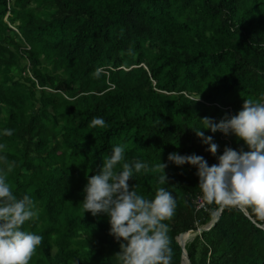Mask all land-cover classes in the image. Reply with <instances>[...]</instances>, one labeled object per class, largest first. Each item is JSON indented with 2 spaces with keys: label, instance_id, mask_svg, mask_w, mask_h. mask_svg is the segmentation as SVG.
Returning <instances> with one entry per match:
<instances>
[{
  "label": "trees",
  "instance_id": "trees-1",
  "mask_svg": "<svg viewBox=\"0 0 264 264\" xmlns=\"http://www.w3.org/2000/svg\"><path fill=\"white\" fill-rule=\"evenodd\" d=\"M249 98L264 101V0H0V157L14 162L13 194L35 202L24 230L43 241L30 264H119L123 241L109 217L82 207L88 178L117 145L121 163L149 165L130 188L175 197L165 223L171 264H181L180 235L207 227L218 209L196 210L198 169L168 157L195 154L212 166L225 148L247 151L201 120L219 123L223 107L235 115ZM97 117L105 126L89 127ZM200 129L219 145L215 156ZM161 162L163 185V172L151 171ZM263 225L225 208L185 250L191 264H264Z\"/></svg>",
  "mask_w": 264,
  "mask_h": 264
},
{
  "label": "clouds",
  "instance_id": "clouds-1",
  "mask_svg": "<svg viewBox=\"0 0 264 264\" xmlns=\"http://www.w3.org/2000/svg\"><path fill=\"white\" fill-rule=\"evenodd\" d=\"M95 74L99 75L100 70ZM201 121L203 129L212 133L235 135L248 150L225 148L219 163L212 166L195 154L173 153L168 160L177 166L189 164L198 169V187L208 204H215L220 211L236 208L245 214L250 212L264 221V101L249 98L242 110L225 116L219 123L207 117ZM104 126L105 121L98 117L89 124L91 128ZM195 132L205 144L211 145L209 151L215 156L219 145L212 142L211 136L205 137L201 129ZM4 135L11 136L12 130L6 129ZM124 151V146H114L97 174L88 178L82 207L93 216L109 217L110 235L118 242L123 241L115 254L119 264H171L169 227L165 222L174 214L175 197L164 187L158 188L154 199H147L130 188L134 172L148 171L149 165L140 161L121 163L125 159ZM0 159L6 164V169H0V264H30L43 241L41 235L24 230L25 223L37 216L35 202L29 195L17 198L13 194L7 173L13 170L14 162L8 163L6 156ZM167 167L161 162L151 168L163 172L159 176L161 185L167 182ZM216 214L214 210L213 215Z\"/></svg>",
  "mask_w": 264,
  "mask_h": 264
},
{
  "label": "water",
  "instance_id": "water-1",
  "mask_svg": "<svg viewBox=\"0 0 264 264\" xmlns=\"http://www.w3.org/2000/svg\"><path fill=\"white\" fill-rule=\"evenodd\" d=\"M222 211H223V210H222ZM222 211H220V210L217 211V214H216L215 218H214L213 221L208 225V227L200 228V229H198V230H190L189 232L180 235L179 238H184V239H185V236H186L187 239H192V240H193L197 235H200L201 233H203V232H205V231H209L210 228L215 224V222H217V220H218L219 217L221 216ZM178 242H179V241H178ZM179 245H180L181 248L183 249L182 262H183L184 258L186 257L188 263L191 264V262H190V260H189V257H188V254H187V251L185 250V245H184V244H181V243H179Z\"/></svg>",
  "mask_w": 264,
  "mask_h": 264
},
{
  "label": "built area",
  "instance_id": "built-area-1",
  "mask_svg": "<svg viewBox=\"0 0 264 264\" xmlns=\"http://www.w3.org/2000/svg\"><path fill=\"white\" fill-rule=\"evenodd\" d=\"M192 99H195V98H193V97H191ZM216 106H218V107H220V105H218V104H215ZM223 109H224V111H226V113H227V115L226 116H232V115H234V113H233V109H232V107L231 106H229V107H223ZM219 134H220V140L221 141H223V142H227L228 144H230L229 143V141H230V139H229V135L228 136H226V135H224L222 132H219ZM219 148V147H218ZM195 205H196V210H198V211H202V210H206L207 208H206V206H207V202L202 198V195H199V196H197V198L195 199ZM263 228H264V225L262 226Z\"/></svg>",
  "mask_w": 264,
  "mask_h": 264
},
{
  "label": "bare ground",
  "instance_id": "bare-ground-1",
  "mask_svg": "<svg viewBox=\"0 0 264 264\" xmlns=\"http://www.w3.org/2000/svg\"><path fill=\"white\" fill-rule=\"evenodd\" d=\"M191 240L192 239H187L186 236H185V239L184 238H179L178 239L179 243L184 244L185 247ZM181 264H189L186 257L184 258V260H183V262Z\"/></svg>",
  "mask_w": 264,
  "mask_h": 264
}]
</instances>
